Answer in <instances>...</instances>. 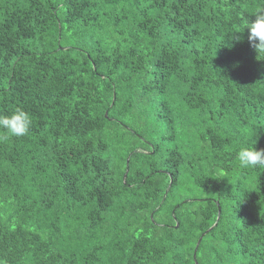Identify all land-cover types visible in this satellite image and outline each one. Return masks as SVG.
I'll return each mask as SVG.
<instances>
[{
    "label": "trees",
    "instance_id": "1",
    "mask_svg": "<svg viewBox=\"0 0 264 264\" xmlns=\"http://www.w3.org/2000/svg\"><path fill=\"white\" fill-rule=\"evenodd\" d=\"M260 7L0 0V114L33 119L0 140V260L264 264V168L229 150L264 149Z\"/></svg>",
    "mask_w": 264,
    "mask_h": 264
},
{
    "label": "clouds",
    "instance_id": "2",
    "mask_svg": "<svg viewBox=\"0 0 264 264\" xmlns=\"http://www.w3.org/2000/svg\"><path fill=\"white\" fill-rule=\"evenodd\" d=\"M252 16L254 19L246 20L238 32H243L245 28L249 30L248 40L256 51L257 58L264 59V7L257 8ZM32 125L31 115L22 108H16L7 115L0 114V140L25 137ZM255 143L256 141L230 146L229 150L234 152L235 162L240 168L249 170L264 168V149L256 148ZM0 264H5V261L0 260Z\"/></svg>",
    "mask_w": 264,
    "mask_h": 264
},
{
    "label": "water",
    "instance_id": "3",
    "mask_svg": "<svg viewBox=\"0 0 264 264\" xmlns=\"http://www.w3.org/2000/svg\"><path fill=\"white\" fill-rule=\"evenodd\" d=\"M105 116H106V113L104 114ZM126 172H127V169H126V171H125V174H124V176H123V179L125 178V175H126ZM124 181V180H123ZM218 214H219V210H218ZM176 227H177V224L175 225ZM200 239V238H199ZM199 243V242H198ZM198 243H197V245H198ZM193 256H195V252H194V255Z\"/></svg>",
    "mask_w": 264,
    "mask_h": 264
}]
</instances>
